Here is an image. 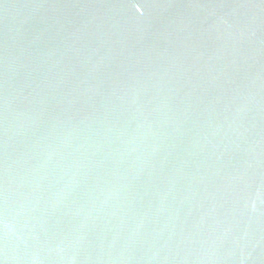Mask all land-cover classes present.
I'll return each instance as SVG.
<instances>
[{
  "label": "water",
  "instance_id": "95a60500",
  "mask_svg": "<svg viewBox=\"0 0 264 264\" xmlns=\"http://www.w3.org/2000/svg\"><path fill=\"white\" fill-rule=\"evenodd\" d=\"M0 264H264V0H0Z\"/></svg>",
  "mask_w": 264,
  "mask_h": 264
}]
</instances>
